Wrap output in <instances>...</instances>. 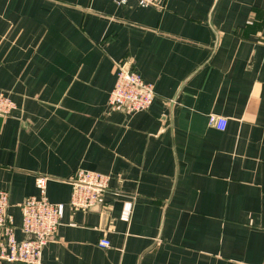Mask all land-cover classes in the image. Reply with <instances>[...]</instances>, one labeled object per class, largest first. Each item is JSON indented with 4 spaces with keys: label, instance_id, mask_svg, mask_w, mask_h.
Instances as JSON below:
<instances>
[{
    "label": "crops",
    "instance_id": "1",
    "mask_svg": "<svg viewBox=\"0 0 264 264\" xmlns=\"http://www.w3.org/2000/svg\"><path fill=\"white\" fill-rule=\"evenodd\" d=\"M128 62L148 110L109 107ZM0 93L17 238L38 176L66 206L42 264H264V0H0ZM79 169L110 177L89 211L69 207Z\"/></svg>",
    "mask_w": 264,
    "mask_h": 264
},
{
    "label": "built area",
    "instance_id": "2",
    "mask_svg": "<svg viewBox=\"0 0 264 264\" xmlns=\"http://www.w3.org/2000/svg\"><path fill=\"white\" fill-rule=\"evenodd\" d=\"M127 0H118L124 4ZM142 7L157 6L166 0H137ZM155 89L135 71L131 64L118 65L116 82L109 97V107L126 113L148 110L155 100ZM15 102L6 94L0 93V115L9 116L15 109ZM227 120L215 114L209 117V124L224 130ZM108 175L79 169L71 180L72 193L69 207L74 211H89L100 202L108 190ZM36 185L40 191L38 196L26 198L22 204V219L19 229L25 238L16 236L17 226L14 216L9 212V193L0 189V262L20 264H42V253L46 244L58 232L64 216L65 204L52 203L47 197L46 178L38 176ZM134 201H126L121 219L130 221ZM100 246L108 248L110 242L100 241Z\"/></svg>",
    "mask_w": 264,
    "mask_h": 264
}]
</instances>
